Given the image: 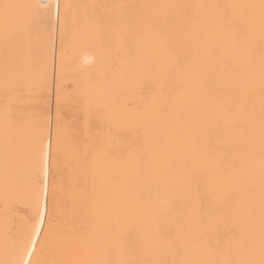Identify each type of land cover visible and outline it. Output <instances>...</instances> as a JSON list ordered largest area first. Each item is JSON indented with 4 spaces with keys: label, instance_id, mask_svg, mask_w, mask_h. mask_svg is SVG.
<instances>
[{
    "label": "bare ground",
    "instance_id": "6f19581e",
    "mask_svg": "<svg viewBox=\"0 0 264 264\" xmlns=\"http://www.w3.org/2000/svg\"><path fill=\"white\" fill-rule=\"evenodd\" d=\"M45 2L54 4L56 0ZM3 3L31 5L40 0H0ZM64 3L73 5L70 28L77 33L64 67L70 87L78 89L85 105L95 108L107 103L112 117L133 128L132 135L145 150L144 167L138 168L132 161L98 158L86 177L77 180L74 166L73 172L65 174V209L60 219L70 237V248L79 247L71 239L73 234L87 236L91 232L92 240H99L114 261H222L228 254L213 250L215 232L201 220L221 209L201 208L195 195L197 188L203 192L211 183L218 192L233 194L235 219L251 224L258 250L264 194L259 135L264 108L262 0H60L62 16ZM225 5H254L251 31L240 19L245 9L227 10L239 31L223 24ZM14 11L18 25L28 9ZM40 55V36L5 40L0 27V111L6 84L20 78L38 79ZM87 55L94 57L92 63H84ZM144 77H151L157 87L150 84L138 89ZM236 79L248 85L247 104L255 131L247 145L234 130L228 132L220 118V106L232 99L226 85ZM38 97L34 89L31 102L20 107L38 113ZM147 99L159 106L157 113L133 111L143 108ZM50 111L54 133V95ZM76 126L87 133L81 123ZM226 143L239 145L227 158ZM248 149L254 152L251 170L237 179L229 160ZM31 154L29 130L6 129L0 119V260L11 258L10 235L19 226L12 208L27 202ZM212 161L223 164L210 177ZM249 206L255 209L250 220L242 215ZM232 219L229 215L228 220ZM205 232L208 243H198ZM177 234L182 244L173 242ZM184 246L191 249L187 255ZM95 255L93 247L77 254L69 251L66 258L91 260Z\"/></svg>",
    "mask_w": 264,
    "mask_h": 264
},
{
    "label": "snow or ice",
    "instance_id": "6c2138e0",
    "mask_svg": "<svg viewBox=\"0 0 264 264\" xmlns=\"http://www.w3.org/2000/svg\"><path fill=\"white\" fill-rule=\"evenodd\" d=\"M73 5L63 4L64 15H61L60 0L50 3L40 0L38 4L17 5L10 3L0 4V27H2L5 40L21 38L31 39L33 35L41 37V55L39 59V76L33 81L20 78L10 85H5L3 96V109L0 119L5 128L26 127L30 133L32 146V177L26 194L27 202L14 206L12 211L19 218V226L15 227L10 235L11 258L0 260V264H149L145 261H114L110 258V251L104 249L99 240H92V233L87 236H76L79 247L70 248L69 235L61 224L64 215L65 201L62 193L66 187L64 177L67 172H73L78 180L81 175L87 176L92 163L98 158L110 161H132L139 167L145 166L144 145L138 141L133 133V128L122 126L119 120L114 119L108 110L107 103L85 105L78 89L70 87L64 74L65 61L69 51L74 48L76 32L70 28V9ZM191 7V6H188ZM223 24L234 31H239L235 17L228 9H245L240 17L245 29L251 31L250 18L253 15L254 5H225ZM261 39L264 40V0L261 3ZM28 9L22 22L16 23L17 16L14 10ZM57 38L59 44L57 45ZM57 47L59 56L57 57ZM94 57L87 55L84 63H92ZM179 65V61H176ZM151 84L157 87V82L151 77L142 78L138 89H143ZM231 91L230 103L220 106V118L228 132L233 130L238 137L245 141V145L254 137L252 126V112L248 107V85L245 81L236 79L226 85ZM39 92L40 109L32 113L22 109L20 105L31 102L33 90ZM264 91V86H262ZM55 98V132L50 111V97ZM14 105L16 106L14 108ZM133 111L143 115L155 114L159 106L152 99H147L141 109ZM81 123L87 133L77 128ZM260 167L264 177V108L260 119ZM239 148L236 144H225L224 155L235 152ZM254 152L248 149L243 155L230 159L228 166L240 175L251 170ZM223 161L210 163L209 176L216 175ZM8 195L7 181L5 196ZM196 198L201 208L221 209L216 215L201 217L202 222H207L210 230L215 232L214 251L227 253L228 258L217 260L185 259L176 264H264V194L260 206V243L257 250L254 241V232L251 224L235 219L236 206L231 192L220 193L211 184L204 186L203 192L197 188ZM182 200L183 197H178ZM231 209V211H229ZM232 215L233 219L228 220ZM243 217L251 219L255 209L251 206L243 209ZM223 225V227H221ZM173 242L180 241L179 234ZM198 243L207 244V233H201ZM95 248L94 259H67L66 254L87 252ZM187 255L191 249L183 247ZM235 253L236 258H232ZM155 264V262H153Z\"/></svg>",
    "mask_w": 264,
    "mask_h": 264
}]
</instances>
